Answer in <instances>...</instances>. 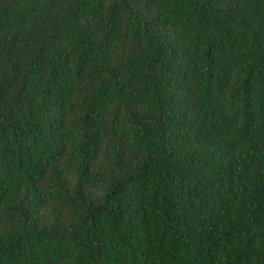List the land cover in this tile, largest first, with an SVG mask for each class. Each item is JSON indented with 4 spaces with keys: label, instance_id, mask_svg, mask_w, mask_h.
<instances>
[{
    "label": "trees",
    "instance_id": "16d2710c",
    "mask_svg": "<svg viewBox=\"0 0 264 264\" xmlns=\"http://www.w3.org/2000/svg\"><path fill=\"white\" fill-rule=\"evenodd\" d=\"M0 264H264V0H0Z\"/></svg>",
    "mask_w": 264,
    "mask_h": 264
}]
</instances>
